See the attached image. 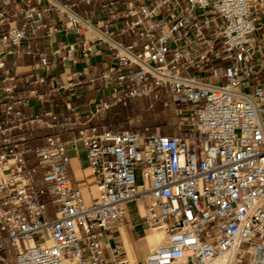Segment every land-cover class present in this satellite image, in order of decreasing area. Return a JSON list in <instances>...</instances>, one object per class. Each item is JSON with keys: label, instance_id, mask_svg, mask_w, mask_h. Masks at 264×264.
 I'll return each mask as SVG.
<instances>
[{"label": "built area", "instance_id": "1", "mask_svg": "<svg viewBox=\"0 0 264 264\" xmlns=\"http://www.w3.org/2000/svg\"><path fill=\"white\" fill-rule=\"evenodd\" d=\"M53 13L81 39L23 51L60 31ZM263 28L264 0H0V264H264ZM102 45L114 63L88 81ZM21 53L37 64L6 69ZM50 56L71 67L63 88L100 80L113 98L85 112L67 100L63 118L25 114L55 92L38 90ZM162 87L180 132L96 123L131 99L159 101ZM78 142L94 175L90 202L69 176ZM129 202L165 235L135 261L116 241Z\"/></svg>", "mask_w": 264, "mask_h": 264}, {"label": "crops", "instance_id": "2", "mask_svg": "<svg viewBox=\"0 0 264 264\" xmlns=\"http://www.w3.org/2000/svg\"><path fill=\"white\" fill-rule=\"evenodd\" d=\"M91 14L93 19H98L99 11L95 9V7H91ZM51 20L59 25L60 31L50 38L45 37L36 41L31 40L24 43L22 45L23 51H27L28 49L33 51L36 49H39L40 51H49L50 42H53L54 44H62L77 42L79 39H81L80 35H78L74 30L67 28L64 24V21L60 18H57L54 13L51 15ZM86 37L92 38L93 35L91 32L87 31ZM260 43L261 41H259V44ZM50 60L52 63L50 74L46 80V83L39 85L38 90L39 92H46L50 89H54L55 92L52 94L49 103H46L43 106L36 103L35 101H32L30 105L23 106L22 110L25 114L39 113L53 109L61 114L60 117L63 118V114H65L66 111L65 102L67 100H71L73 104L78 107V110L85 112L92 108L95 102L99 100H111L113 98V92L107 88H104L102 81L100 80L95 82H87L84 83L85 85L83 84L72 89L63 88L61 85H65L67 82V74L71 67H69L67 64H64L60 58L50 56ZM89 63L90 68L84 75V78L88 81L91 78L97 77L101 72L104 71L106 67L113 64L114 59L111 52L102 45L97 47V51L91 56ZM35 64H37V61L26 53L9 55L6 61V69L11 70L15 65L31 68ZM82 67H84V63L79 62L74 68H72V70H80ZM1 86L2 84L0 83V87ZM104 90H109L110 95L102 96L101 94ZM33 128L38 135H43L49 132L40 125H34ZM165 134L172 135L174 132ZM64 136L66 138L69 137L68 134H65ZM42 142L43 139L40 138V136L33 140V143L35 144ZM69 155L71 157L69 176L72 178L74 184L78 186L84 193L86 201L90 202V198L95 196L94 191L96 190V187L94 175L89 167V163L82 165L79 161V157L73 154V151L70 147ZM129 203H127V205ZM141 210L144 212L142 206ZM125 220V224L117 231L116 241L123 243L125 252L131 260L140 259L156 246L151 242L149 230L147 229L146 225L144 226L145 233L138 234L136 231L137 226H133V224L136 222L127 220L126 216Z\"/></svg>", "mask_w": 264, "mask_h": 264}, {"label": "rangeland", "instance_id": "3", "mask_svg": "<svg viewBox=\"0 0 264 264\" xmlns=\"http://www.w3.org/2000/svg\"><path fill=\"white\" fill-rule=\"evenodd\" d=\"M258 18L261 19V15H258ZM258 34L260 35V44L262 45L264 44V28L256 33V35ZM158 93L160 94L159 101L154 102L151 97L131 99L126 106V109H122L123 111L121 113H119V107H114L107 112V119L96 123L106 125L108 124L109 118L110 120H114L115 118H120V116L124 115L125 117L123 120H121L120 124L124 125L126 128L143 129L145 126H148L152 130L159 129L163 134L170 132H180V118L175 112V104L172 101L171 95L168 93L165 87H162ZM101 95H110V92L109 90H104ZM188 115L189 112L186 111L183 117ZM72 151L73 154L79 157V161L82 165L89 163L86 148L81 142L77 143V150ZM137 175V182L141 183L139 171L137 172ZM94 192L96 195V190ZM126 219L138 224L136 227L138 234L145 233V225L142 223L139 217V212L135 202H130L126 206ZM149 232L154 233L152 231ZM150 239L152 244L156 243V237L150 236Z\"/></svg>", "mask_w": 264, "mask_h": 264}, {"label": "trees", "instance_id": "4", "mask_svg": "<svg viewBox=\"0 0 264 264\" xmlns=\"http://www.w3.org/2000/svg\"><path fill=\"white\" fill-rule=\"evenodd\" d=\"M119 108H120V112L119 113H121L124 109H126V107H121V106H119ZM123 109V110H122ZM124 115H122V116H120V118H115L114 120H110V118H109V120H108V124H106V126H114V125H119L120 124V122H121V120H123L124 119ZM105 119H107V118H105ZM153 126V125H152ZM155 126V125H154Z\"/></svg>", "mask_w": 264, "mask_h": 264}, {"label": "bare ground", "instance_id": "5", "mask_svg": "<svg viewBox=\"0 0 264 264\" xmlns=\"http://www.w3.org/2000/svg\"><path fill=\"white\" fill-rule=\"evenodd\" d=\"M149 234H150V236H154V237H156V243H155V246L157 247L163 240H164V238H165V235H164V233L163 232H154V233H151V232H149ZM149 236V237H150ZM127 242V241H126ZM128 245V244H127ZM135 260H137V259H135ZM135 260H132V261H135Z\"/></svg>", "mask_w": 264, "mask_h": 264}]
</instances>
